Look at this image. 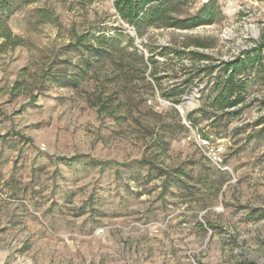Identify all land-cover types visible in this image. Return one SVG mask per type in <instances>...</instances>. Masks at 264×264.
Returning a JSON list of instances; mask_svg holds the SVG:
<instances>
[{
    "label": "rangeland",
    "instance_id": "obj_1",
    "mask_svg": "<svg viewBox=\"0 0 264 264\" xmlns=\"http://www.w3.org/2000/svg\"><path fill=\"white\" fill-rule=\"evenodd\" d=\"M231 3L217 0L214 25L137 37L114 0H23L7 21L16 44L0 39V264H264V136L251 138L264 73L250 64L238 73L251 106L224 122L222 137L209 135L227 170L200 153L185 124L209 109L217 67L264 45V0ZM102 34L121 35L123 52L70 48ZM46 69L74 82L51 83ZM193 70L202 72L187 90ZM144 163L180 176L177 185L163 193L164 178Z\"/></svg>",
    "mask_w": 264,
    "mask_h": 264
},
{
    "label": "trees",
    "instance_id": "obj_2",
    "mask_svg": "<svg viewBox=\"0 0 264 264\" xmlns=\"http://www.w3.org/2000/svg\"><path fill=\"white\" fill-rule=\"evenodd\" d=\"M196 0H114V9L120 18V20L131 27L137 37L144 35L147 29H173L180 31H192L199 27L211 26L217 22V17L220 14V7L217 5V0H208L203 3L194 14H186L182 16V8L187 4L194 3ZM23 5V0H0V39H3L6 43L16 44V41L12 38V34L7 26L9 18L15 14L16 10ZM119 37L121 35H115L108 37L105 34L97 37L93 36L94 43L87 46L85 44V36H79L76 42L70 45V48L87 56L95 55L96 57L103 58L105 54L120 53L123 49L120 48ZM129 42H133V39L129 36H125ZM87 42V41H86ZM194 46L197 48H204L205 45L199 40L193 41ZM189 46V45H188ZM148 58L151 64H155L153 60L154 52L147 46ZM167 48L162 49L161 56H168ZM264 45L248 52L246 59H237L231 62L223 63L222 67H217L216 70L222 69V75L217 81V88L209 103V109H199V118L194 119L195 115L188 114L187 121L191 126H196V121H207V128L212 131L210 134L206 133L204 137H210L216 133L218 138L222 137V129H226L225 121H230L233 118L240 117L243 112L250 108L251 103L245 104V96L248 93L249 82L246 80L237 81V75L240 71L246 70L250 65L252 67L258 66L259 72L264 73ZM134 52H138L133 47ZM177 54V51H171ZM186 55L195 62L197 59L203 58L195 51H187ZM143 64V57H140ZM144 69H147L143 64ZM51 69H46L43 75L46 79L47 75L51 76V83L74 82L72 78H68L67 75L51 74ZM213 68L202 69L204 72L213 74ZM193 70L192 73L184 80L183 84L186 85L188 90L194 82L195 76L200 72ZM153 75L155 71L151 69ZM163 97L174 100L176 95L173 92L163 93ZM37 100V95H32L29 100V104H34ZM175 105H179V100L173 101ZM264 111V105L262 107ZM198 116V115H197ZM255 128H258L256 134L251 138L264 136V114L253 123ZM214 132V133H213ZM146 166H150L151 170L154 169L158 174V177H163L162 189L163 193H168L173 186L177 185V181L180 176L171 175V173L163 171L159 167L152 166L150 163H144ZM181 174L190 178L189 174L182 171Z\"/></svg>",
    "mask_w": 264,
    "mask_h": 264
},
{
    "label": "built area",
    "instance_id": "obj_3",
    "mask_svg": "<svg viewBox=\"0 0 264 264\" xmlns=\"http://www.w3.org/2000/svg\"><path fill=\"white\" fill-rule=\"evenodd\" d=\"M204 2H207L208 0H203ZM226 3L225 5L231 6V0H224ZM186 126L188 129L191 130L192 136L190 140H193V142L196 144L197 148L199 149L200 153L215 167L221 169V170H227L228 168L223 167L222 163V147H219L218 145H215L212 141V137H204L203 135L193 131L191 125L189 123H186Z\"/></svg>",
    "mask_w": 264,
    "mask_h": 264
},
{
    "label": "bare ground",
    "instance_id": "obj_4",
    "mask_svg": "<svg viewBox=\"0 0 264 264\" xmlns=\"http://www.w3.org/2000/svg\"><path fill=\"white\" fill-rule=\"evenodd\" d=\"M192 100H193V97H190V98L188 99L189 103L192 102ZM189 103H188V105L186 104L187 106L185 107V110H186L187 112H188L189 109H190V107H189ZM186 111H185V112H186ZM182 113H183V112H182ZM183 114H184V113H183ZM184 115H185V114H184Z\"/></svg>",
    "mask_w": 264,
    "mask_h": 264
},
{
    "label": "water",
    "instance_id": "obj_5",
    "mask_svg": "<svg viewBox=\"0 0 264 264\" xmlns=\"http://www.w3.org/2000/svg\"><path fill=\"white\" fill-rule=\"evenodd\" d=\"M183 105H184V104H183ZM181 114H182V117H183V118H185V117H186V115L184 116V114H183V113H181Z\"/></svg>",
    "mask_w": 264,
    "mask_h": 264
}]
</instances>
